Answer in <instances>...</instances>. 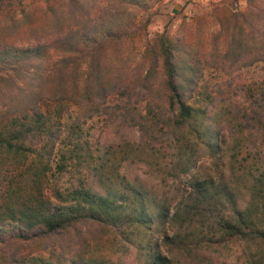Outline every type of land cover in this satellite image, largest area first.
<instances>
[{"label": "trees", "instance_id": "16d2710c", "mask_svg": "<svg viewBox=\"0 0 264 264\" xmlns=\"http://www.w3.org/2000/svg\"><path fill=\"white\" fill-rule=\"evenodd\" d=\"M155 1L6 0L7 19H0V159L21 164L31 154L15 175L27 173L33 183L44 170L66 104L85 106L89 116L107 111L106 96H129L131 90L145 99L143 130L162 132L174 148L171 182L187 187L170 209L163 197L128 180L101 189L89 182L52 187L49 194L17 184L0 205V252L11 264H103V258L84 255L81 230L96 224L115 234L120 250H141L143 264H170L174 252L204 264L200 249L230 243L242 245L239 264H264L258 251L264 246V165L245 183V196L228 183L222 167L227 121L212 102L199 104L193 97L204 65L264 61V0H246L244 9L213 5L215 35L206 45L193 42L185 28L146 38L145 64L132 78L102 57L108 47L136 37L137 11ZM247 108L245 123L264 136L263 89ZM73 145L75 162H87L82 147ZM205 160L215 171L202 176L198 164ZM34 248H51L52 256L35 255Z\"/></svg>", "mask_w": 264, "mask_h": 264}, {"label": "rangeland", "instance_id": "374dc122", "mask_svg": "<svg viewBox=\"0 0 264 264\" xmlns=\"http://www.w3.org/2000/svg\"><path fill=\"white\" fill-rule=\"evenodd\" d=\"M215 4L244 9L246 0H157L147 9L137 11L136 21L140 27L136 37L118 44V48L108 47L103 54V62L119 67L134 78L145 64L143 42L146 38L163 31L173 34L185 28L193 42L208 44L215 35L212 9ZM6 7V0H0V19H7ZM262 89L264 61L256 60L224 67L204 65L193 91L197 103L204 104L209 100L215 105L216 115L227 121V146L222 164L224 177L243 196L247 194L244 185L251 174L257 173L264 165V136L245 123L248 101ZM105 102L108 105L106 112L89 116L86 115L88 110L85 106L66 104L60 118L59 141L53 147L44 170L33 183L26 179L27 173L22 177L15 175L18 171L22 173L31 154L21 164L0 159V205L8 200L7 194L12 196L17 192V184H31L33 188L49 194L52 187L62 190L89 182L96 189H101L104 185L120 187L121 181L128 180L144 185L152 196L163 197L171 209L187 187L183 182L173 184L170 180L168 171L174 153L172 144L158 130L154 134L143 130L146 126L143 119L148 116L144 108L145 99L140 98V93L130 90L129 96L110 94ZM74 142L82 147L80 154L87 162H75L74 151L71 150ZM88 164H94L96 168H88ZM198 165L202 176L215 171L206 160ZM81 235L87 243L82 244L87 249L84 255L103 258V264L145 262L144 253L133 245L120 250L118 238L105 226L89 225L84 231L81 230ZM158 235L155 232L153 237ZM50 249L34 248L30 251L48 257ZM159 250L161 253L165 251ZM258 251L264 253V246ZM199 252L205 256L204 264H239L242 245L230 243L220 249H200ZM173 258L170 264H190L182 253L174 252ZM0 264H11L1 252Z\"/></svg>", "mask_w": 264, "mask_h": 264}]
</instances>
